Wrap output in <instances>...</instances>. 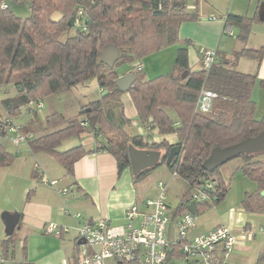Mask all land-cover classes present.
I'll return each instance as SVG.
<instances>
[{"label":"trees","instance_id":"obj_1","mask_svg":"<svg viewBox=\"0 0 264 264\" xmlns=\"http://www.w3.org/2000/svg\"><path fill=\"white\" fill-rule=\"evenodd\" d=\"M198 1L30 0V14L25 19L13 14L7 5L4 8L0 6V88L5 85L14 88L13 93L0 98V134H7V119L19 123L25 137L23 143L28 149L32 153H48L70 177L73 176L75 161L88 151L83 143L60 149L62 141L70 137L91 134L100 141L98 148L114 157L118 175L130 167L127 157L130 144L137 148L160 150L162 154L158 164L165 163L169 149L177 144L179 149L173 155V162L165 164L171 173L175 172V177L186 182L187 190L171 209V216L176 218L188 210L190 188L207 178L215 180L214 197L211 202L196 203L194 213L196 215L217 204L225 197L229 182L222 177L219 166L209 172L204 170L201 165L203 159L212 147L232 144L264 128V117L256 119L254 116L251 98L256 74L239 71L235 67L240 56L257 62L264 56V45L244 46L250 23L254 19L259 20L258 15H226L225 24L229 22L237 26V38L243 42L232 60L213 62L207 69L201 64L199 69L193 70L188 63L189 42L184 41L177 46L174 61L167 72L144 80L133 73L134 81L127 92L138 121L159 134H175V142L166 137L148 140L143 134L127 133L125 126L130 124V119L123 113L119 100L122 91L115 83L119 76L117 62L141 60L146 54L178 42L181 22L198 18ZM263 1L258 0L259 3ZM189 4L194 6L190 8ZM54 10L63 14L59 21L50 18ZM71 16L73 24L78 25L73 33L69 32L71 26L66 23ZM108 45L115 46L119 52L113 66L99 59L101 51ZM184 71L185 75H182ZM92 78L101 88V95L80 106L73 116L66 118L53 111L40 118L37 109L29 105L31 101H41L49 94L59 93ZM260 84L264 87V79ZM201 87L217 93L212 109L207 113L195 108ZM103 90L106 92L102 93ZM23 108L31 113L24 123L18 121ZM263 154L264 150L248 156L240 155L243 158L240 172L256 184V189L246 192L241 199L244 211L264 212V196L260 194L264 189V160L260 158ZM14 156L15 152L0 142V166L9 165ZM151 168L131 173L132 183L144 178ZM39 178L44 182L42 174ZM44 183L55 186L49 180ZM30 193L32 189L28 190L26 197ZM12 235L1 240L0 264H15L9 263L15 258ZM22 256L25 257V246ZM179 260L181 254L176 243L168 250L165 264H191ZM260 261H264V249L257 256V263ZM17 264L28 263L24 258Z\"/></svg>","mask_w":264,"mask_h":264},{"label":"crops","instance_id":"obj_2","mask_svg":"<svg viewBox=\"0 0 264 264\" xmlns=\"http://www.w3.org/2000/svg\"><path fill=\"white\" fill-rule=\"evenodd\" d=\"M225 3L221 5L218 0V5L216 4L213 7H215L218 13L232 12L250 16L251 13L257 14L259 5L258 0H231L229 6H225ZM202 4V0H199L196 4L197 9ZM193 6V4H189L190 8ZM207 18L206 21H195V25H197V28L203 34L204 40L202 44L213 46L216 37H221V34L228 33L233 35L229 24L217 21L215 15ZM187 22H181L178 33ZM254 31L264 36V25L255 27ZM181 40L182 36H180L177 43L181 42ZM262 41L257 44L250 42L248 46L257 47L262 45ZM202 48L204 47H200L198 50L199 56L197 59L200 62V51ZM236 49H234L235 51L232 54L226 55L224 52L222 56H216L215 62L219 60H232L235 52L238 50ZM161 50L163 49L153 51L141 58L140 61L143 63L142 70H144V73L148 69L154 68V62L149 63V58H156ZM215 53L217 55V49H215ZM239 58L235 61L236 69L256 74L251 98L254 101V116L256 119H261L264 117V87L260 84V80L264 79V56L259 62L253 58H249L248 69L238 67ZM192 59L193 57L189 60L188 56V63L191 69ZM133 70L131 68L127 71H118V74L121 75L128 71H132L133 73ZM98 90L101 92L99 86ZM119 100L122 103L124 115L130 119V124L128 125V128L131 129L130 134H140L142 129L138 126L142 125L138 121L136 110L133 112L135 117L125 112V105L131 101L129 93L123 91L119 96ZM134 125L137 127H134ZM143 127L147 131H155V129H151L148 126ZM87 135H82L80 138L76 137L77 141L73 144L82 143L80 142L81 138H87L88 144L84 145L88 151L75 161L72 177L65 175L62 165L51 155L45 152L32 153L23 142H11L15 147L12 151L15 152L14 159L9 165L0 166V243L2 239L10 235L6 232V225L2 214L4 212L18 213L17 226L13 229L12 233H14L15 229L20 232L18 243L20 253L18 258L21 259L23 257L22 250L23 246H25L24 258L28 264H53L57 263L60 259L74 254L76 239L70 233L75 230L72 228L68 233L55 236L44 232L43 226L46 223L54 222L58 225L74 227L78 219L73 216V213L77 212L83 218L96 219L102 216L106 217L112 224H124L127 221L124 216L125 210L131 203L139 204L142 207V202L145 198L156 194V184H154L151 191L148 190V187L142 185V181L146 176L140 181L132 183L130 167L123 169L118 175L114 157L108 151L98 148L100 141L92 137L91 134ZM170 135H173V138L167 139L170 142H175L177 140L176 135ZM5 136L7 135L0 136V142L4 143V140H7ZM149 137L155 138V136ZM149 137L145 135L146 139L151 140ZM6 142L4 143L5 146ZM7 144H9V141ZM236 158L238 159H231V161L223 164L220 172L222 177L228 180L229 188L231 180H233L234 184L239 180L244 185L245 188L242 192L243 194H241L243 198L246 192L256 189V184L247 176L240 175L239 167L243 163V158ZM260 158L264 160V154ZM32 173L36 175L33 176ZM39 174H42L45 180H56L55 186L41 181ZM61 187H67L69 190L75 189V196L72 197L70 194L60 191ZM141 187H143L142 191L139 189ZM78 188L80 190H77ZM29 189H32V193L29 194V197H26ZM63 210L66 211L64 212ZM236 213L241 217L240 211ZM132 222L135 223L136 220ZM196 227L193 229V233L196 232ZM14 254H16L15 246Z\"/></svg>","mask_w":264,"mask_h":264},{"label":"built area","instance_id":"obj_3","mask_svg":"<svg viewBox=\"0 0 264 264\" xmlns=\"http://www.w3.org/2000/svg\"><path fill=\"white\" fill-rule=\"evenodd\" d=\"M6 5L4 2L0 3L3 8ZM215 57V50L202 48L200 60L203 68H209L215 62ZM142 68L143 63L140 60L132 62V69L140 71ZM216 96L215 91L201 87L195 102L196 110L210 112ZM29 105L37 109L42 106V102L31 101ZM7 122L5 135L14 143L24 142L20 124L10 119ZM171 174L174 176L175 172ZM49 181L56 183V180ZM214 182V179L207 178L192 186L189 192L191 201L194 204L211 202L215 194ZM156 186V194L143 200L142 207L136 203L127 207L124 213L127 221L124 224H112L102 216L96 219L83 218L77 212L73 213L78 219L74 227L46 223L43 230L51 235L68 233L72 228L76 233L75 253L63 258L59 264H165L168 250L176 243L183 263L229 264L232 248L241 238L233 233L232 227L219 223L205 231L193 233L196 227L195 213L187 210L173 218L172 207L167 200V184L158 180ZM59 190L72 197L76 193L67 187ZM133 220L136 222L133 223Z\"/></svg>","mask_w":264,"mask_h":264},{"label":"rangeland","instance_id":"obj_4","mask_svg":"<svg viewBox=\"0 0 264 264\" xmlns=\"http://www.w3.org/2000/svg\"><path fill=\"white\" fill-rule=\"evenodd\" d=\"M4 2L7 4L8 8L11 10L13 14L20 17L21 19H25L30 14V0H0V3ZM203 4L201 7L197 9L198 11V18L192 19V20H186L188 21L187 24H184L185 26L179 31L178 37L182 36V40L179 43H173L164 46L163 50H161L160 53L156 56V58H149V63L154 62V68L148 69L145 73L144 70H133V73L141 77L143 80L146 78H151L153 76H156L160 73L167 72L170 67L172 66V63L175 58V52L176 48L179 44H183L184 41L189 42L188 46V56L189 60H191V57H193V62L191 61L190 66L193 70H197L200 68L201 62L198 61L197 57L199 56V48L204 47L208 49H217V57L222 56V54L225 52L226 55L234 53V49H240L243 46V42H241L237 36L239 33V29L237 26L229 24L232 28L231 32L233 35H230L228 33H223L220 36L216 37L214 45L208 46L202 44L204 38L203 34L199 31L197 28V25H195L196 20H207L209 16L215 15L217 17V21H221L222 23H225V17L228 14L227 13H218L214 5H218V0H202ZM225 3V6H229L231 3V0H219V3L223 5ZM232 13V12H230ZM251 17L254 16L253 13L250 15ZM264 25V21H260L257 19L252 20L249 26V33L248 36L244 42V46H248V44L251 43H260L262 41V45H264V36L260 35L258 32L254 31L255 27H260ZM78 25L73 24L69 32L73 33ZM180 29V28H179ZM263 36V37H262ZM241 44V45H240ZM261 45L257 46L260 47ZM236 49V50H237ZM148 55V54H146ZM145 55V56H146ZM233 57V56H232ZM132 60L127 61H119L116 64V70L117 71H127L132 68ZM249 57L247 56H240L238 67L240 68H246L249 67ZM158 66V67H157ZM185 75V72H184ZM14 88L12 85H5L0 88V98H3L7 95H10L13 93ZM9 92V93H8ZM101 95V92L98 90V84L95 80V78L89 79L84 83H78L72 88H69L67 90H63L59 93L49 94L45 96L43 99H41L42 106L37 107V114L40 118H43L46 114L57 111L62 113L64 117H70L76 114L78 108L80 106L85 105L89 100L91 99H97ZM115 104V103H114ZM125 112L127 114L133 115V112H135L134 106L132 105L131 101L127 103ZM31 113L26 108L22 109V113L20 117H18V121L24 123L25 119L29 118ZM171 116H174L172 112H170ZM82 116L79 117L81 119ZM135 117V116H134ZM134 127H137L134 125ZM142 130L140 134H144V136H155L149 137L151 140H160L163 137L166 138H173V135L167 134L162 135L154 130H145L143 126H138ZM125 129L127 133L130 134L131 129L128 128V125L125 126ZM149 132V133H148ZM85 136H88L87 134ZM7 140H4V143L9 141V144L6 142V148L8 150L13 151L14 150V144H12L11 140L9 139V136H5ZM77 138L76 137H70L62 141L60 145V149L68 148L69 146L73 145ZM80 142L83 144L87 143V138H81ZM11 143V144H10ZM240 157V156H237ZM232 159H238L236 157ZM228 161H231L228 160ZM227 161V162H228ZM226 163V162H225ZM223 163V164H225ZM222 164V165H223ZM220 165V170L221 166ZM242 175V173H240ZM157 180H161L166 182L167 184V193H168V203L169 205L174 208L178 203L180 199V195L184 193L187 190L186 182L179 178L175 177L171 174L170 169L167 167L165 163H160L154 167H152L145 179L142 181V185L148 187V190L151 191L154 184H156ZM143 187L139 188L141 191ZM244 185L238 180L236 184H234L233 180H231L230 188L227 190V193L225 197L220 200L217 204L208 206L204 208L202 211H199L196 213V232L204 231L210 227H212L215 224L219 223H226L230 227H232L233 233L237 236H240V241L238 244L233 246L232 255L228 258L229 264H243V263H253L257 262V256L261 250L264 249V212H252V211H244L241 208V194H243ZM133 204V203H131ZM130 204V205H131ZM135 204V203H134ZM237 211H240V216L236 213ZM233 213V214H232ZM246 223L247 226L244 227L243 224ZM74 236H76L75 231H71V233ZM13 238L15 241V249L16 254L13 261L9 260V263L14 262L15 264L21 263L24 261V257H19L20 248L18 246L19 238H20V232L15 229L13 233ZM22 238V237H21ZM62 259L57 261V263L53 264H59ZM181 262V260H179ZM259 264H264V261L258 262Z\"/></svg>","mask_w":264,"mask_h":264},{"label":"water","instance_id":"obj_5","mask_svg":"<svg viewBox=\"0 0 264 264\" xmlns=\"http://www.w3.org/2000/svg\"><path fill=\"white\" fill-rule=\"evenodd\" d=\"M257 15L259 20L264 21V1L259 3L257 9ZM63 14L54 10L50 14V18L53 21H59L62 19ZM73 16L69 17L66 21L68 26L73 25ZM119 58V52L113 45L106 46L100 54L99 59L108 66H113L116 60ZM185 72V71H184ZM184 75V73H182ZM134 81V74L131 71L125 72L119 75L115 83L117 87L123 92L127 91L129 86ZM106 90H103L102 93H105ZM94 116H91V122H93ZM179 145H173L165 158L166 164H171L173 162V155L177 153ZM264 150V128H262L258 133L252 136H246L239 141H236L232 144L220 147L214 146L211 148L209 154L203 159L202 167L206 171H212L214 168L222 165L228 160L244 155L248 156L251 153L259 152ZM161 151L158 149H147V148H137L133 145L128 146L127 157L129 160V166L131 173L136 174L140 170L148 167H154L158 164ZM260 194L264 196V189L260 190ZM187 209L191 212L195 211V204L193 201L187 203ZM5 225L6 232L11 234L13 229L17 226L18 213L4 212L2 214Z\"/></svg>","mask_w":264,"mask_h":264}]
</instances>
